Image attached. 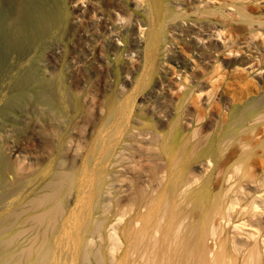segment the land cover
Here are the masks:
<instances>
[{
  "label": "bare ground",
  "instance_id": "1",
  "mask_svg": "<svg viewBox=\"0 0 264 264\" xmlns=\"http://www.w3.org/2000/svg\"><path fill=\"white\" fill-rule=\"evenodd\" d=\"M86 2L79 7L85 20L92 17ZM143 2L146 27L135 42L147 70L167 48L162 0ZM26 10V58L10 67L14 83L0 85V264H264V109L244 96L155 85L144 99L185 94L182 102L170 98L175 106L159 116L174 113L167 132L121 121L132 105L124 98L86 140L73 126L69 65L47 76L39 62L47 38L62 37L67 5L30 0ZM242 61L245 70L259 68L256 58ZM161 73L163 84L167 68ZM259 89L250 85L246 93ZM35 116L45 128L32 125L38 149L26 163L22 119Z\"/></svg>",
  "mask_w": 264,
  "mask_h": 264
},
{
  "label": "rangeland",
  "instance_id": "2",
  "mask_svg": "<svg viewBox=\"0 0 264 264\" xmlns=\"http://www.w3.org/2000/svg\"><path fill=\"white\" fill-rule=\"evenodd\" d=\"M63 1L67 5V20L62 37L47 38L49 42L39 50L40 60L36 59L41 63V71L44 72L45 68L44 73L47 76H56L69 65V80L67 73L63 70L64 83L71 89L78 104V109L73 113V126L81 130L80 133L86 140H89L102 124L108 122L110 114L119 107L124 98L132 105L125 110L128 114L126 113L127 116L121 121H130L134 129L136 127L167 132L174 113L165 121L159 116L163 111L165 114L170 112L169 109L175 106V103L171 101L172 98L175 102H182L185 94L180 92L172 96L159 92L151 98L144 99L145 93L153 89L155 85L178 84L186 85L188 88L193 86L192 95L199 91V93L203 92L202 97L223 98L232 94L244 96L242 101H251L253 103L251 105H256V110L264 109V0H162L164 19L159 25L160 43L161 50L166 48L167 50L159 54L156 67L147 70L142 66L140 46L135 42L136 37L139 40L143 39L141 27H146L143 22L145 8L143 0H135L137 2H133L134 0H88L86 3H89L92 17L87 20L84 19L83 12L79 8L82 0ZM29 2L30 0H0V85L6 83L9 85L11 80L14 83L16 72L14 70L12 73L10 67L16 69L17 63L26 58L29 46L24 29ZM97 11L105 13L104 20L98 29L100 33H97L93 26ZM113 11L119 13L120 21L126 31L125 44L130 46L132 52L133 50L137 52L134 56H126L125 51H121V45L116 46L112 39L114 26L110 21L114 23L116 19ZM76 13L80 14V27L83 29L81 39L88 43L91 50L93 48L95 50L94 55L89 54L85 58H80L82 63L80 67L72 65V60L77 58L72 59L68 51L60 55L47 54L51 45L68 40L72 30V17ZM10 17L15 20L12 22V27H4L9 23ZM176 26L182 29L181 33L175 30ZM254 36L259 37L254 40ZM31 46L33 49L36 47L33 43ZM228 48L235 54L228 55ZM111 51H114L115 57ZM243 58L254 60L256 58L259 68L255 71L243 69L240 64ZM163 66L167 68V74L166 80L161 84ZM109 73L112 74L113 81L106 80ZM122 73H127L130 80L129 85L123 90L119 88ZM250 85L260 86L258 93L256 91L246 93ZM203 106L201 108L205 110L206 107ZM191 110L194 111L195 108L191 107ZM34 118V121L26 117L22 119L29 125L28 133L23 140L25 144H22L26 147H24L26 163L35 159L38 149L31 135L34 127L32 125H36L39 129L45 128L43 118L37 116ZM187 128L185 124L184 130ZM200 171L202 172L203 169L201 168Z\"/></svg>",
  "mask_w": 264,
  "mask_h": 264
},
{
  "label": "built area",
  "instance_id": "3",
  "mask_svg": "<svg viewBox=\"0 0 264 264\" xmlns=\"http://www.w3.org/2000/svg\"><path fill=\"white\" fill-rule=\"evenodd\" d=\"M116 14V19L113 23V21H110V23L114 26V30H113V41L116 44V46H120L121 45V51H125V55H136V51L133 50L134 52H132L130 46H126L125 41H124V34L126 35V31H125V27L122 25L123 23L120 21L121 19L119 18V13L113 11ZM80 14L76 13L73 14L72 17V30L70 33V36L68 38L67 41L65 42H58L55 43L53 45H51L48 50H47V54H57L60 55L61 53L67 52L68 55L73 59L72 60V65L76 66V67H80L82 65L81 63V57H87L89 54L90 55H94L95 50L94 48L91 50L88 43L86 41H83L81 39L82 36V28L80 27ZM105 17V13L101 12V11H97L95 13V19L93 21V26L95 27V29L97 30V33L99 32V27L102 23V21L104 20ZM139 26V25H138ZM95 31V30H94ZM122 43V44H121ZM88 50V51H86ZM111 54L113 55V57L116 56V54H114V51H111ZM45 61H47V58H45ZM100 75V74H99ZM99 75H97V77H99ZM115 75V74H114ZM121 84L119 85V88L121 90L125 89L127 85H129V75H127V73H122L121 74ZM112 74H107L106 80L110 79L113 81V78L111 77Z\"/></svg>",
  "mask_w": 264,
  "mask_h": 264
}]
</instances>
